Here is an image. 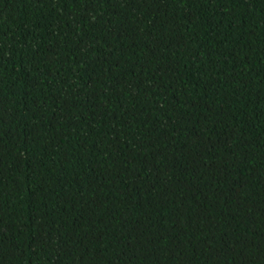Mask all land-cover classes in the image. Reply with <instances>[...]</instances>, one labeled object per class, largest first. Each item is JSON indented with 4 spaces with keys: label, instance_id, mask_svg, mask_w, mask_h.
<instances>
[{
    "label": "trees",
    "instance_id": "obj_1",
    "mask_svg": "<svg viewBox=\"0 0 264 264\" xmlns=\"http://www.w3.org/2000/svg\"><path fill=\"white\" fill-rule=\"evenodd\" d=\"M0 264H264V0H0Z\"/></svg>",
    "mask_w": 264,
    "mask_h": 264
}]
</instances>
